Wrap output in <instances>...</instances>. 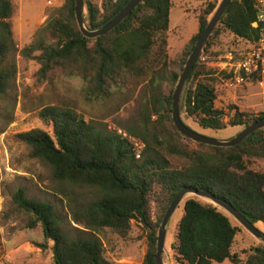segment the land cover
I'll return each instance as SVG.
<instances>
[{
    "label": "trees",
    "instance_id": "16d2710c",
    "mask_svg": "<svg viewBox=\"0 0 264 264\" xmlns=\"http://www.w3.org/2000/svg\"><path fill=\"white\" fill-rule=\"evenodd\" d=\"M171 1L142 0L111 31L91 39L77 26L75 0H65L48 14L30 42L19 48L11 21L15 6L12 0H0V100L13 89L18 71L21 67L25 70L30 60L39 65L34 73L37 83H50L57 74L79 77L85 82L86 95L96 100L110 97L113 90L123 89L129 82L135 86L144 82L140 111L123 125L117 122L111 128L105 118L85 120L72 106L50 102L41 106L38 116L51 127L52 134L40 128L17 133L29 156L45 164L52 179L61 184L57 193L68 208L69 216L49 201L28 196L24 188L12 197L30 217L29 226L42 227L45 242L40 247L46 249V242H52L53 264H113L105 258L103 243L95 232L109 228L125 236L132 221L148 231L140 264H156V228L173 197L186 186L207 189L250 222L264 225V172L250 168L252 158L264 159V128L232 147H216L184 137L171 120L174 86L219 0H206L197 32L176 59L166 61L162 47ZM128 2L103 0L97 5L85 0L86 27L102 26ZM255 17L253 0H230L183 85L180 111L203 129L245 127L264 117V111L254 115L231 106L232 114L226 119L227 113L215 107V75H229L199 62L221 31L255 43L259 36L251 25ZM157 35L162 36L158 53L153 52ZM250 77L259 79V72ZM118 129L143 143L139 158ZM151 200L158 206L156 222L150 215ZM238 231L211 201L187 198L172 244L174 258L179 264L225 260L264 264V247L246 252L245 259L231 251Z\"/></svg>",
    "mask_w": 264,
    "mask_h": 264
},
{
    "label": "rangeland",
    "instance_id": "374dc122",
    "mask_svg": "<svg viewBox=\"0 0 264 264\" xmlns=\"http://www.w3.org/2000/svg\"><path fill=\"white\" fill-rule=\"evenodd\" d=\"M12 1L15 6L11 19L12 31L17 46L21 48L30 42L35 30L45 22L48 14L61 7L65 0ZM84 1L83 16L86 18ZM89 1L101 5L103 0ZM206 4V0H172L168 29L163 35L166 44L162 47V36L157 35V45L153 52L158 53V48L162 47L166 61L176 59L197 32L198 18ZM212 14L208 16L209 19ZM253 44L228 31H221L200 57L201 65L218 72L225 70L229 75H215V107L227 113L226 119L232 114L231 106L254 115L264 111V67L259 72V79H252L250 75L243 76L237 68ZM38 67L35 60L26 62L25 70L21 67L18 71L13 89L0 100V264H53L50 249L52 242H46V249L40 247L45 242L42 227L40 224L29 226L30 217L12 201L16 190L24 188L28 196L49 201L60 212L68 215L66 203L57 193L61 184L52 179L45 164L29 156L28 147L17 139V133L40 128L52 134L51 127L45 125L38 116L41 106L50 102L72 106L85 120L105 118L104 121L111 128L116 127L117 122L123 125L137 117L144 91V82L137 86L129 82L123 89L113 90L110 97L96 100L86 95L85 82L79 77L57 74L50 83H37L34 73ZM180 106L181 94L178 104L181 119L191 129L207 136L229 139L244 127L227 126L216 131L203 129L192 118L187 117L183 110L180 111ZM189 147L193 148L195 145L189 144ZM172 162L176 165L184 164V161ZM250 168L264 172V159L252 158ZM190 197L210 202L206 198L188 194L178 205L166 226L161 254L163 264H179L174 258L172 244L182 215L183 202ZM217 207L239 228L231 251L237 253L240 259H245L246 252H252L256 247H264L263 242L242 227L232 215ZM150 215L152 221L156 222L159 211L153 200L150 201ZM255 225L264 232V225L259 222ZM147 234L148 231L135 221H132L125 236H120L109 228L95 232L103 243L105 258L113 264H140L147 249ZM213 264L231 263L225 260Z\"/></svg>",
    "mask_w": 264,
    "mask_h": 264
},
{
    "label": "water",
    "instance_id": "95a60500",
    "mask_svg": "<svg viewBox=\"0 0 264 264\" xmlns=\"http://www.w3.org/2000/svg\"><path fill=\"white\" fill-rule=\"evenodd\" d=\"M142 0H129V2L119 11L117 12L109 21H107L102 26L89 29L86 27L84 22L83 16V0H75V19L77 26L83 36L87 38H95L101 35H104L111 31L117 24H119L122 20H124L131 12L134 10L137 5ZM230 0H220L215 11L211 15L204 31L202 34L197 38L193 49L189 56L186 59V62L183 66L182 72L179 75V78L175 84L173 93H172V111H171V120L176 127L177 131L182 134L184 137L192 140L196 143H202L206 145L216 146V147H232L240 143L246 136L251 134L252 132L264 128V117L257 119L256 121L248 124L247 126L243 127L235 136L229 139H218L215 137L207 136L202 133H199L190 127H188L181 119L178 110L179 104V97L183 88V85L191 72L197 58L199 57L203 46L205 45L206 41L212 34L213 30L215 29L216 25L219 23L223 13L225 12ZM188 194H194L198 197L206 198L211 201L213 204L223 208L226 210L230 215H232L239 224L244 227L248 232H250L254 237L259 239L264 244V232L261 231L254 223L250 222L243 214H241L237 209H235L229 202L215 196L211 191L207 189H197L193 187H182L176 195L171 200L170 204L166 208L161 222L158 227L157 231V241H156V252H155V263L156 264H163L162 263V249L164 245L165 233H166V226L167 223L178 207V205L183 201V199Z\"/></svg>",
    "mask_w": 264,
    "mask_h": 264
},
{
    "label": "built area",
    "instance_id": "2783aa9c",
    "mask_svg": "<svg viewBox=\"0 0 264 264\" xmlns=\"http://www.w3.org/2000/svg\"><path fill=\"white\" fill-rule=\"evenodd\" d=\"M256 8V17L252 22V27L257 28L259 36L257 41L251 46L250 50L245 53L239 62L237 68L241 75L249 76L255 72L263 71L264 67V0H253ZM119 133L126 136L135 150V157L139 158L143 143L130 135H127L121 129H118Z\"/></svg>",
    "mask_w": 264,
    "mask_h": 264
}]
</instances>
